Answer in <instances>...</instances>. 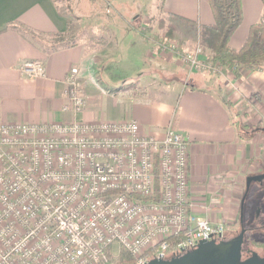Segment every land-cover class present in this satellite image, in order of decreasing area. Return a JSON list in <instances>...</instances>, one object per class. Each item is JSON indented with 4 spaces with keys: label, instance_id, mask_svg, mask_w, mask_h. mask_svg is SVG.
Instances as JSON below:
<instances>
[{
    "label": "built area",
    "instance_id": "2783aa9c",
    "mask_svg": "<svg viewBox=\"0 0 264 264\" xmlns=\"http://www.w3.org/2000/svg\"><path fill=\"white\" fill-rule=\"evenodd\" d=\"M183 59L227 81L200 45ZM18 70L45 76L42 60ZM87 82L94 73L69 69L63 111L85 110ZM189 169L188 140L171 125L159 139L135 120L0 123V264H110L114 246L147 264L220 238L224 222L192 210Z\"/></svg>",
    "mask_w": 264,
    "mask_h": 264
},
{
    "label": "crops",
    "instance_id": "0c3cea01",
    "mask_svg": "<svg viewBox=\"0 0 264 264\" xmlns=\"http://www.w3.org/2000/svg\"><path fill=\"white\" fill-rule=\"evenodd\" d=\"M153 4L151 15H159L165 23L174 21L186 36L198 38L199 26L214 24L204 0H156ZM143 9L139 19L144 21L137 27L114 26L117 41L106 52L100 50L108 59L104 62L96 61L97 54L89 53L82 43L46 54L9 27L17 24L46 38L67 34L69 19L55 0H0V123L135 120L141 133L159 139L171 125L189 143L193 212L208 216L213 223H232L239 211L243 180L257 171L264 157V65L254 69L239 66L237 75L223 68L229 83L199 77L195 72L187 76L178 57L190 49L182 42L176 43L178 53L153 48L149 34L143 37L139 33L147 30V10ZM241 10V22L228 42L234 51L243 46L250 26L260 22L264 0H242ZM124 42L137 52L132 55L136 66L131 68L120 56ZM28 60H42L45 76L23 75L18 68ZM72 66L91 71L98 80L96 86L85 83L87 106L76 114L62 110L66 103L63 81ZM121 66L127 71L116 74ZM156 83L159 85L155 87ZM238 124L259 131L245 135L249 139L245 141L239 135ZM216 208L223 213H214Z\"/></svg>",
    "mask_w": 264,
    "mask_h": 264
},
{
    "label": "rangeland",
    "instance_id": "374dc122",
    "mask_svg": "<svg viewBox=\"0 0 264 264\" xmlns=\"http://www.w3.org/2000/svg\"><path fill=\"white\" fill-rule=\"evenodd\" d=\"M59 10L69 19L68 20V31L67 34L62 36H53L51 38L40 37L39 39H34V42L44 50H49L52 48L67 47L70 45H75L82 43L87 47L89 53L97 54L96 61L108 62V59L102 55L103 49L106 52L109 46H113L117 41V36H114V26H119L120 28L129 27L135 28L139 25L140 22L144 21L139 19V16L144 15L143 8L147 10V34L158 52H166L168 50L162 51L163 46H174L177 47L176 43L181 44L184 47H188L191 53L196 46L200 45L199 38H194L192 35L186 36L184 31L180 30L174 25V21H165L160 19L159 15L150 13L154 12V4L156 0H55ZM141 18V17H140ZM142 20V21H141ZM170 26V27H169ZM171 34L172 40L160 43L162 36L166 34ZM198 36V34H196ZM114 36V37H113ZM186 37V38H184ZM120 41V37L118 36ZM122 39V38H121ZM129 41L128 39H126ZM151 45V46H152ZM98 49V50H96ZM192 49V50H191ZM97 52V53H96ZM136 49L133 51L130 50L127 42H124L120 45V56L122 57L123 62L131 68L135 60L133 59L134 54H136ZM182 53L178 58L180 63L186 69L187 76L191 75L190 73L195 72L200 76H204L203 73L192 71L186 64L184 58L185 54ZM108 54V53H106ZM104 57V58H103ZM138 63V62H137ZM121 71H127L124 66H121L120 69H116L115 73L120 74ZM188 80L187 78L185 81ZM228 82V81H224ZM159 84L156 83L155 87ZM132 91H136L132 89ZM249 130V129H248ZM248 133V132H247ZM243 134V133H242ZM249 134V133H248ZM246 133L243 136L248 135ZM263 152V151H262ZM259 161V160H258ZM264 169V157L261 159V163L257 168L255 175L258 172ZM245 191V180L240 188V198L243 196ZM251 193H256V185H251ZM251 196V195H250ZM250 208V207H249ZM249 208L245 212V218L248 219L254 213V208ZM217 209V208H216ZM214 213H223L221 208L213 210ZM237 219L233 220V223H227L226 227L230 229L237 228ZM229 224V225H228ZM110 264H132L133 261L124 251L118 249L117 246H114L113 256L111 258Z\"/></svg>",
    "mask_w": 264,
    "mask_h": 264
},
{
    "label": "trees",
    "instance_id": "16d2710c",
    "mask_svg": "<svg viewBox=\"0 0 264 264\" xmlns=\"http://www.w3.org/2000/svg\"><path fill=\"white\" fill-rule=\"evenodd\" d=\"M204 1L208 4L212 12L214 24L199 26L197 29V37L199 38L200 46L203 48L204 53L212 61V63L233 71L234 75L238 74L236 68L239 66H242L245 69H254L264 65L263 23L259 22L250 26L246 40L239 50L234 51L228 47L229 39L239 26L242 19V0ZM9 27L18 31L24 38L35 45L36 43L34 42V39L40 38L39 35L21 27L20 25L11 24ZM139 31V33H143L142 35L145 37L147 30H144L143 32L141 30ZM170 40H172L170 33L163 35L159 44ZM57 49L59 48L44 50V52L48 54ZM237 130L241 139L245 141H248L249 139H246L247 136H243L244 133L254 134L259 131L258 128H250L247 124H238Z\"/></svg>",
    "mask_w": 264,
    "mask_h": 264
},
{
    "label": "flooded vegetation",
    "instance_id": "af4514ba",
    "mask_svg": "<svg viewBox=\"0 0 264 264\" xmlns=\"http://www.w3.org/2000/svg\"><path fill=\"white\" fill-rule=\"evenodd\" d=\"M263 173L264 169L257 174ZM251 185H256V193H251L250 186L244 200L242 218L240 216L241 204L239 205V211L235 218L237 219V228L232 230L226 227L227 224L224 223V231L221 237L212 239L215 245H228L239 242L237 264H244L251 260L256 264H264V179L261 182H253ZM241 199L242 197L240 203ZM248 208L249 210L254 208V213L246 219L245 212ZM241 234L242 239L239 241ZM188 252L190 251L171 255L164 260L169 261L173 258H180Z\"/></svg>",
    "mask_w": 264,
    "mask_h": 264
},
{
    "label": "water",
    "instance_id": "95a60500",
    "mask_svg": "<svg viewBox=\"0 0 264 264\" xmlns=\"http://www.w3.org/2000/svg\"><path fill=\"white\" fill-rule=\"evenodd\" d=\"M264 179L263 174L247 176L245 179V191L241 199L240 216L242 218L243 204L249 188L253 182H261ZM242 239V234L239 236V241ZM238 244L230 243L223 245H215L212 240H201L197 247L186 253L180 258H173L169 261L151 260L147 264H237ZM244 264H256L254 261H248Z\"/></svg>",
    "mask_w": 264,
    "mask_h": 264
}]
</instances>
